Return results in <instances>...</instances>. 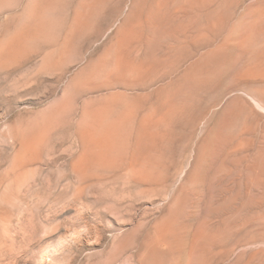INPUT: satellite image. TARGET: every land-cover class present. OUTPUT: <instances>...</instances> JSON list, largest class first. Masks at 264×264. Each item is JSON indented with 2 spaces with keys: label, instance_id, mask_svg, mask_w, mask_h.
Wrapping results in <instances>:
<instances>
[{
  "label": "rangeland",
  "instance_id": "obj_1",
  "mask_svg": "<svg viewBox=\"0 0 264 264\" xmlns=\"http://www.w3.org/2000/svg\"><path fill=\"white\" fill-rule=\"evenodd\" d=\"M0 264H264V0H0Z\"/></svg>",
  "mask_w": 264,
  "mask_h": 264
}]
</instances>
